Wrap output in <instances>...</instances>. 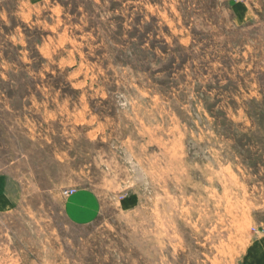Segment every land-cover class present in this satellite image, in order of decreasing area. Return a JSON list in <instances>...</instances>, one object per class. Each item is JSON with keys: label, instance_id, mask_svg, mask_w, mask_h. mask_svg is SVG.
Wrapping results in <instances>:
<instances>
[{"label": "rangeland", "instance_id": "rangeland-1", "mask_svg": "<svg viewBox=\"0 0 264 264\" xmlns=\"http://www.w3.org/2000/svg\"><path fill=\"white\" fill-rule=\"evenodd\" d=\"M0 264H264V0H0Z\"/></svg>", "mask_w": 264, "mask_h": 264}, {"label": "crops", "instance_id": "crops-1", "mask_svg": "<svg viewBox=\"0 0 264 264\" xmlns=\"http://www.w3.org/2000/svg\"><path fill=\"white\" fill-rule=\"evenodd\" d=\"M90 215H91L90 213H87V214H86L85 212H82V213L80 212V213H79V216H80V218H81L83 221L87 220V218H89Z\"/></svg>", "mask_w": 264, "mask_h": 264}]
</instances>
